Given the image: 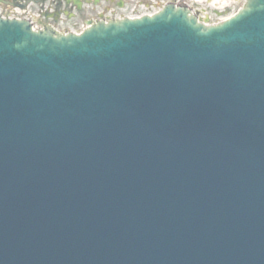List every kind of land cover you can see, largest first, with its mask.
<instances>
[{
	"label": "water",
	"instance_id": "water-1",
	"mask_svg": "<svg viewBox=\"0 0 264 264\" xmlns=\"http://www.w3.org/2000/svg\"><path fill=\"white\" fill-rule=\"evenodd\" d=\"M0 264H264V0L0 17Z\"/></svg>",
	"mask_w": 264,
	"mask_h": 264
},
{
	"label": "flooded vegetation",
	"instance_id": "flooded-vegetation-1",
	"mask_svg": "<svg viewBox=\"0 0 264 264\" xmlns=\"http://www.w3.org/2000/svg\"><path fill=\"white\" fill-rule=\"evenodd\" d=\"M167 3L186 6L198 19L207 15L189 0H0V14L27 21L38 31L68 34L96 22L144 16Z\"/></svg>",
	"mask_w": 264,
	"mask_h": 264
},
{
	"label": "rangeland",
	"instance_id": "rangeland-1",
	"mask_svg": "<svg viewBox=\"0 0 264 264\" xmlns=\"http://www.w3.org/2000/svg\"><path fill=\"white\" fill-rule=\"evenodd\" d=\"M199 6L201 9L206 10L208 14V24L213 25L221 22L223 19L228 18L235 14L240 4H231L230 7L226 8L223 11H216L213 9L211 5L208 6V3L206 2H200Z\"/></svg>",
	"mask_w": 264,
	"mask_h": 264
}]
</instances>
